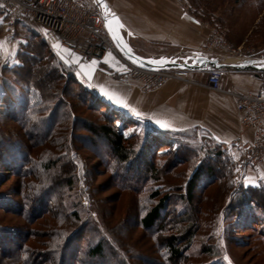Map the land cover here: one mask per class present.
<instances>
[{
    "label": "rangeland",
    "instance_id": "obj_1",
    "mask_svg": "<svg viewBox=\"0 0 264 264\" xmlns=\"http://www.w3.org/2000/svg\"><path fill=\"white\" fill-rule=\"evenodd\" d=\"M179 1L183 2L188 10L206 26L207 36L201 45L202 48L205 47L208 40L221 41L220 44L223 47L219 51L215 49L219 53V60L234 63L236 62L234 59L240 57L264 59V0H213L214 2L209 10L202 6L197 9L191 7L188 0ZM23 27L26 28V32L36 31L35 26L32 24L25 23ZM26 43L28 42L24 31L13 35L8 23L3 20L0 21V93L4 86V79H7L6 84L8 83L20 95H24L23 90L27 89L24 87L28 86L32 93H39V91L42 93L43 86H48L49 81L52 82L53 76L48 74V76L42 77L45 80L39 86L36 81L41 76L38 74L33 76L30 73L31 66H29V62L41 55L46 60L42 64L52 67L57 65V60L50 53L45 52L41 46L26 45ZM63 64V66H58V73L65 70L74 71L75 77L82 74L79 69L73 68L71 64ZM98 67L104 70L107 69L106 65L102 63H99ZM220 72L221 88L229 84L230 79L228 77L232 75H248L254 77L257 81H261L263 76L262 72L258 71L221 70ZM87 75L89 77H85ZM83 76L87 86L84 87L78 84L88 93L102 98L103 101H105L104 97L96 92L97 90L94 87L97 86L96 83L100 86L126 83L131 84L133 87L136 86L135 83L138 84L134 78H128L125 81L112 79L98 69L90 70L88 74ZM206 77L207 72H193L186 78L198 80L200 83L205 84ZM27 82L28 85L26 86ZM58 85L61 91L58 90L54 98L44 99L43 101L50 106L51 101L63 98L67 103L70 102L74 106L70 111L65 106L61 107L58 110L59 114L55 117L56 121H61L55 127H61L62 129L61 125H64L65 129L61 130L64 137L61 138L55 131H50L51 138H48L45 136L47 135L46 124L37 125V120L29 125L27 132L26 130H20L19 126L12 121L0 118V129L10 134H17L20 142L30 148L28 152L31 155V163L27 166L29 165V173L32 174L31 179L24 180V183H28L25 184L24 194L15 198V190L18 186L20 187L21 180L17 179L15 175H4L6 170L1 167L0 160V195L8 194L16 203H23L26 211H37V215H39L41 209H47V211L51 209L50 212L41 215V220L37 221L38 225L33 226L37 229L36 232L39 237L34 242L29 241L28 244L33 251L32 253H41V256L30 253V260H39L38 262H40L48 256L46 253L51 250H48L43 243H52L51 246L56 243V240H50L49 236L53 230L49 229V225L53 224L54 226L56 220H60L62 213L65 212V207L72 209V206L67 204L69 200L76 204L75 209L84 218L90 215L92 218L98 219L97 212L92 210L91 207L95 205L98 210L101 209L103 219L106 222H111V227L116 225V228H118L114 237L117 244L126 253L123 257L130 264H166V258L161 256L163 248L158 244V239H161V237H158L160 235H151L138 226V219L143 215L141 209L147 210L155 204V200H152L151 195L160 189L161 193L170 196L171 210L183 209L187 215L192 214L193 217H197L198 226L192 244L184 255L188 258L185 263L212 264L211 262L215 260L220 264H264V218L260 219L261 222L258 225L252 224L251 220L256 219V215L240 216L239 211L241 210L238 211L235 206L237 195L241 193L242 189L245 191L260 187L264 188V165L259 166L258 169H251L240 178L236 167L237 155L231 150L229 143L225 144L223 142L228 141L234 135V122L229 111L226 118L224 137L222 138L214 133L215 128L211 126L215 122L213 118L210 120L211 125L208 128L193 125L188 128L179 127L180 129L170 131L177 132L173 136V146L170 150L168 148L162 149L169 156L172 155L175 146H189L201 156L214 154L213 150L217 144L222 145L224 149V165L222 164L220 168L217 166L221 170L215 172V175H219L220 179L217 182L204 185L202 191L199 189L196 192L194 191L193 202L186 204L180 195L184 192L183 187L192 168L189 162L183 165H177L173 163L174 161L169 162L168 165L172 167L173 172L159 180H148L141 183L131 180V175L126 173V167H119L109 158L105 142L92 139V135L83 128L85 122L96 123L103 120L100 113L97 110H90L88 105L77 106V85L68 84V86H65L61 83H58ZM153 94L151 92L147 95ZM35 96L37 100V94ZM104 103V105L110 106L107 102ZM2 107L0 105V108ZM118 112L127 118L133 119L134 124H129L123 133L125 135L133 134L135 139L139 140L147 126H155L164 130L156 123L140 120L132 113ZM34 119H37L36 116ZM27 136H31V139H27ZM51 159H56L59 166L58 168L57 166L51 168L52 175L48 177L52 178L50 181L47 177L41 179V174L46 171L45 164H48ZM158 159L161 163L165 161L162 155H159ZM115 172H118L119 178L122 177L123 181L127 180V182L121 185L120 183L123 181L116 178ZM132 179L138 180L137 177ZM39 189H50L51 198L46 196L48 193L44 194L45 198H39L36 193ZM254 195L257 196L258 194L254 193ZM138 197L142 198L141 202L137 201ZM32 207H35V209ZM171 216H175L174 212ZM25 222V220L14 215L0 214V224L25 225ZM185 225L186 223L181 222L179 227L182 228ZM55 229L58 230L59 227ZM173 233L175 235L179 234L177 230L171 232V234ZM111 236L113 237V235ZM82 241L83 247L97 241V236L91 232L89 236H83ZM154 242L156 245L153 244ZM176 244L179 246L181 241H177ZM205 250L208 251V254L205 253ZM105 254L107 261L103 262L87 257L82 249L79 252L78 264H119L118 261H112L111 258L114 259L116 254H112L109 247L105 246ZM2 262H4L3 257L0 255V264L8 263Z\"/></svg>",
    "mask_w": 264,
    "mask_h": 264
},
{
    "label": "trees",
    "instance_id": "obj_2",
    "mask_svg": "<svg viewBox=\"0 0 264 264\" xmlns=\"http://www.w3.org/2000/svg\"><path fill=\"white\" fill-rule=\"evenodd\" d=\"M188 2L191 7L196 9L202 6L206 10H209L214 1L188 0ZM2 20L5 21V18H2ZM23 26V24L17 23L13 35H17L18 32L24 31L28 42L26 45L41 46L45 52L50 53L57 60V65H54L55 67L46 64L43 65L42 63L46 60L44 56L41 55L29 62V66H31L30 73H32L33 76L37 74L41 76L36 81L39 86H41L40 83L45 80L42 77H46L48 74L53 76L52 82L49 81L48 86H43L42 93L40 91L39 93H35L37 94V100L35 94L29 89V86L24 87L27 89L23 90L24 95H20L16 93L15 89L8 83L6 84L7 79H4V86L0 93V105L3 106L0 108V118L12 121L19 126L20 130H26L27 132L29 125L37 120V125L41 123L46 124L47 135L45 136L49 138L51 135L50 131H55L56 134H58V136L60 135L62 138L64 136L61 130L65 128L64 125H61L63 127L62 129L61 127H55L57 123L59 124L61 122L56 121L55 117L59 114L58 110L61 109V107L65 106L66 109L70 111L74 106L70 102L67 103L63 98L57 99L58 101H51L50 106L45 104L43 100L54 98L57 95V91H61L58 83L65 86H68V84L72 86L77 85V106L88 105L90 106V110H97L103 119L96 123L85 122V124H83L84 130L92 135V139L94 138L105 142L109 158L119 167H126V173L131 175V180L138 181L139 183L147 182L148 180H159L163 176H167L173 172L172 167L168 165L169 162L174 161L173 163L177 165H183L189 162L192 168L189 171V176L183 187L184 192L180 195L184 202L189 204L193 202L194 191L196 192L197 189L202 191L204 185L217 182V180L220 179L219 175H215V172L221 170L219 168L224 163V149L222 145L216 143L217 146L213 150L215 153L212 155L208 154L207 156H201L189 146H175L173 147L172 155L169 156L166 154V151H162V149L168 148L170 150L172 148L173 136H175L177 132L165 131L155 126H147L142 132V136L139 140L135 139V135L133 134L125 135L123 131L129 124H134L132 121L133 119L127 118L110 106L104 105L105 101L99 96L88 93L78 84L74 71L64 70L58 73L59 71L57 68L58 66H63V62L58 60L44 41L39 38L37 30L26 32V28ZM27 85L28 82L26 83V86ZM35 116L37 119H34ZM0 130V160L1 167L6 170L4 175H15L17 179L21 180L20 187L18 186L17 190H15L16 198L23 195L26 190L25 184L28 183H24V180L26 181L32 178V174L29 173L30 167H28L29 165L27 166V164L31 163V155L28 152L30 148L20 142V138L17 134H10L6 131L4 132L2 129ZM27 137V139H31V136ZM159 155L164 156L165 161L163 163L159 161ZM50 162L45 164L46 171L44 170L45 173L41 174V179L44 177H51V168L53 166H57L58 168L59 163H57L58 161L56 159H51ZM217 166L219 168H217ZM115 173L117 176L116 178H119L118 172ZM134 177H137L138 180L132 179ZM51 179L52 178H48L49 181ZM119 179L123 181L122 177ZM124 182H127V180L120 184L122 185ZM36 193L41 199L45 198L47 193L49 195L47 194L46 196L51 198L50 189H39ZM254 193L258 195L255 196ZM151 198L155 200V204L147 208V210L144 208L141 209L143 215H141L142 217L139 215L138 226L151 235H160L158 237H161V239H158V244L163 248L161 256L166 258V264H191L189 262L185 263L188 258L184 257V255L192 244L194 233L198 226L196 222L197 217H193L192 214L187 215L186 211L183 209L171 210L170 196L166 193H161L160 189L152 193ZM262 199L263 201H261ZM141 200L142 198L138 197L137 201L141 202ZM67 204L72 206V209H70V207H65V212L62 213V217L59 218L60 220H56L54 226L53 224L49 225V229L53 230L52 234L49 236L51 238L50 240H56V243H53L54 246H51L52 243H43L44 246H47L48 250L51 251L46 253L48 254L47 257L38 262L39 260L34 261L29 259L30 253L33 251L28 242L31 240L34 242L35 239L39 237V234L36 232L37 229L33 228V226L38 225L37 221L41 220V215L50 212L51 209L47 211V209L42 210L40 208L41 211L39 215H37V211H26L23 203H16L8 194L0 195V214L14 215L26 221L25 225L10 223L0 224V255L3 257L4 261L2 263L78 264L79 252L82 251V249L87 257L104 262L107 261L105 257L106 246L110 248L112 254H116L114 259L111 258L112 261H118L119 264H130L127 259L123 257L126 253L122 250L121 246L117 244L116 238L114 237L118 228H116V225L111 227V222H106L105 219H103L101 209L98 210L95 205L91 207L92 210L97 212L98 219H94L90 215L84 218L81 217L80 212L75 209V203L68 200ZM235 206L238 211L239 209L241 210L239 211L240 216H246L247 214L256 215V219H252L251 222L252 224L258 225L259 222H261L260 219L264 218V188L260 187L245 191L242 189L241 193L237 195ZM33 209H35V207ZM37 210L39 211V209ZM29 212L31 213L29 214ZM172 212H174L175 215L173 217L171 216ZM90 222L92 224L91 227ZM181 222L186 223L182 228L179 227ZM56 227H59V229H55ZM176 230L179 233L178 235H175V233L171 234L172 231ZM91 232L97 236V241L82 247L83 236H89ZM111 235H113L114 239ZM177 241H181L179 246L176 244ZM153 244L156 245L155 242ZM205 253L208 254V251L205 250ZM34 254L41 256V253H32V255ZM211 263L220 264L215 260Z\"/></svg>",
    "mask_w": 264,
    "mask_h": 264
},
{
    "label": "crops",
    "instance_id": "obj_3",
    "mask_svg": "<svg viewBox=\"0 0 264 264\" xmlns=\"http://www.w3.org/2000/svg\"><path fill=\"white\" fill-rule=\"evenodd\" d=\"M105 1L122 22L128 44L141 56L184 57L197 52L207 36L206 26L179 0ZM192 73L188 71V75ZM186 77L166 82L153 95H147L151 93L143 92L137 83V87L126 83L106 86L96 83L94 87L115 110L132 113L140 120L156 123L169 131L193 125L208 128L213 118L214 133L222 138L229 111L234 122V135L228 141H222L230 143L241 132L235 119L232 94L256 91L261 81L248 75H232L228 77L230 82L226 87L211 91L198 80ZM244 134L249 135L247 131Z\"/></svg>",
    "mask_w": 264,
    "mask_h": 264
},
{
    "label": "built area",
    "instance_id": "obj_4",
    "mask_svg": "<svg viewBox=\"0 0 264 264\" xmlns=\"http://www.w3.org/2000/svg\"><path fill=\"white\" fill-rule=\"evenodd\" d=\"M0 16L5 18L11 33L17 23L35 26L39 38L58 60L79 69L82 74H78L76 80L84 87L87 85L83 75L93 70L92 60L97 62L96 69L112 79L134 78L145 93L158 91L166 82L188 75L186 70L146 71L121 59L105 31L104 15L94 0H0ZM220 43L208 40L198 52L219 59L215 49L219 51L223 47ZM99 63L105 64L107 69L99 68ZM262 74L258 90L232 94L235 119L241 132L230 141L229 147L237 155L240 178L264 164V71ZM220 79L219 70H210L205 85L211 91H218Z\"/></svg>",
    "mask_w": 264,
    "mask_h": 264
},
{
    "label": "water",
    "instance_id": "obj_5",
    "mask_svg": "<svg viewBox=\"0 0 264 264\" xmlns=\"http://www.w3.org/2000/svg\"><path fill=\"white\" fill-rule=\"evenodd\" d=\"M100 7L103 24L116 53L128 64L146 71L186 70L208 72L210 70L264 71V59H248L239 62H225L214 56L194 52L184 57H144L133 51L123 33L119 17L108 7L105 0H94Z\"/></svg>",
    "mask_w": 264,
    "mask_h": 264
},
{
    "label": "bare ground",
    "instance_id": "obj_6",
    "mask_svg": "<svg viewBox=\"0 0 264 264\" xmlns=\"http://www.w3.org/2000/svg\"><path fill=\"white\" fill-rule=\"evenodd\" d=\"M91 64H93L94 67H96L97 62H96L95 60H92V61L90 62V65H91ZM91 67H92V69L94 70V68H93L92 65H91ZM86 77H89V76L87 75Z\"/></svg>",
    "mask_w": 264,
    "mask_h": 264
}]
</instances>
